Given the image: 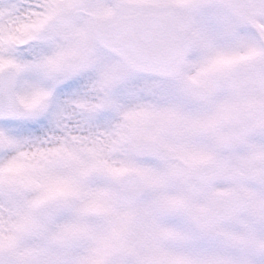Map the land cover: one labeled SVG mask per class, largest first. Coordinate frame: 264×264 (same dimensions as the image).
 I'll return each mask as SVG.
<instances>
[{"label":"snow or ice","instance_id":"6c2138e0","mask_svg":"<svg viewBox=\"0 0 264 264\" xmlns=\"http://www.w3.org/2000/svg\"><path fill=\"white\" fill-rule=\"evenodd\" d=\"M0 264H264V0H0Z\"/></svg>","mask_w":264,"mask_h":264}]
</instances>
